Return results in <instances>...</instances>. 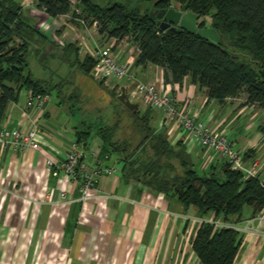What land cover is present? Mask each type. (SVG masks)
<instances>
[{"label":"trees","instance_id":"16d2710c","mask_svg":"<svg viewBox=\"0 0 264 264\" xmlns=\"http://www.w3.org/2000/svg\"><path fill=\"white\" fill-rule=\"evenodd\" d=\"M34 1L35 9L51 19L70 14V22L79 27L96 25L103 39H126L138 50L134 66L162 68L166 83L181 85L188 78L204 90L208 100L223 103L244 96L243 105L264 110V0H114L104 5L92 0ZM173 3L188 4V11L204 19L199 28L214 29L218 42L188 31L168 33L149 18L152 9ZM37 38L47 40L33 19L24 15L21 4L0 0V125L7 106L19 101L23 89L50 94L59 87L33 79L27 72V56ZM63 49L73 56L78 69L91 77L96 59L87 55L80 60L79 48L72 43ZM115 91L117 88L113 95ZM118 107L132 119L129 134L124 131L116 138L120 120L109 126L101 118L100 125L78 130L76 143L86 149L93 130L100 142L101 161L114 158L125 182L174 198L186 213L199 219H219L235 227L242 222L245 207L250 209L247 220L255 219L264 209V182L258 175L245 177L218 161L199 172L183 142L172 143L165 130L154 126V110L140 109L134 114L120 103ZM243 241V232L237 229L202 222L191 249L200 264H235Z\"/></svg>","mask_w":264,"mask_h":264},{"label":"crops","instance_id":"0c3cea01","mask_svg":"<svg viewBox=\"0 0 264 264\" xmlns=\"http://www.w3.org/2000/svg\"><path fill=\"white\" fill-rule=\"evenodd\" d=\"M34 17L35 27L53 37L55 19L42 12ZM118 50L123 59L136 55V47L128 42L115 41L114 53ZM134 76L138 83H154L161 94L175 99L178 108L195 113L211 132H225L232 149L242 155L244 168L256 165L264 182L263 109L243 105L244 96L223 103L208 100L204 90L188 78L181 85L166 83L164 70L157 66H134ZM155 113L157 130H165L172 143L182 141L202 168L207 154L198 150L197 142L177 124L163 126ZM48 117V108L26 110L19 96L17 103L7 106L2 125L26 131L35 122L50 144L67 151L77 140L78 128H73L72 135L61 132L44 123ZM85 150L88 165L100 163L114 172L96 179L90 190L94 198L84 203L78 202L76 184L53 178L45 168V161L53 158L48 151L19 154L8 148L0 153V264H200L191 249L199 218L186 213L174 198L125 182L114 158L101 161L99 141H88ZM50 190L55 197L65 192L73 202H47ZM237 228L244 241L235 264H264V220L251 219Z\"/></svg>","mask_w":264,"mask_h":264},{"label":"built area","instance_id":"2783aa9c","mask_svg":"<svg viewBox=\"0 0 264 264\" xmlns=\"http://www.w3.org/2000/svg\"><path fill=\"white\" fill-rule=\"evenodd\" d=\"M39 12L35 7L30 8L31 14H38ZM94 26L96 27V25ZM105 40L104 46H95L91 54L85 53L83 55L84 57L90 55L97 61L91 73L93 79L101 82H106L110 79H125L127 84L123 88H125L126 97L129 102L137 104L139 110L140 106L143 107V110L148 108L154 110L160 115V123L163 126L177 124L186 135L197 142L198 150L200 152L204 151L207 154L205 162L202 165L203 170H208L214 161H220L228 163L231 169L242 172L245 177L258 175L256 165H253L250 169L244 168L242 155L232 149L225 132H211L205 126V122L197 121L195 113L187 109L178 108L175 99L161 94L154 83L142 84L136 82L133 68L138 54L137 49L135 56L131 55L129 58L123 59L118 56L121 54L119 50L114 53V43L116 40L106 38ZM108 40H112V42L107 43ZM80 51H82V48H80ZM52 102H54L53 97L49 93L34 94L29 91L27 92L25 109L41 111L48 108ZM8 148L19 154L42 149L48 151L53 158L45 161V168L53 178L58 180L69 179L76 184L79 192V203H84L94 198L90 194V190L93 189L97 178L103 174L110 175L114 172L113 167L104 168L100 163L93 166L88 165L85 161L86 150L76 143V141L70 143L67 151L54 147L50 144L49 139L43 133L40 126L35 122L26 131L1 124L0 153ZM46 199L51 204L73 202L63 191H60L58 197H55V193L50 190ZM256 218L264 220V209ZM197 222H209L218 227L234 228L242 231L235 226L224 224L219 219H197Z\"/></svg>","mask_w":264,"mask_h":264},{"label":"rangeland","instance_id":"374dc122","mask_svg":"<svg viewBox=\"0 0 264 264\" xmlns=\"http://www.w3.org/2000/svg\"><path fill=\"white\" fill-rule=\"evenodd\" d=\"M15 1L22 3V0ZM92 1L99 5H104L114 0ZM72 2L76 1L72 0ZM26 3L28 4L22 6L24 15L31 18L30 8L34 7L35 1L27 0ZM173 5L177 8L180 7V5L175 3ZM144 6L150 7L148 4H144ZM70 19L71 15L69 14L55 19L56 22L53 20L52 23L55 24L52 29L54 30L53 37L49 31H45L47 40L37 38L38 40L31 44L27 56V72L31 74L33 79L40 80L50 86H59L50 93L54 102L48 106L49 117L44 123L61 132H70L72 135L73 128L84 130L85 126L96 127V125H100L102 120L105 125L114 126L120 120L119 129L115 132L116 138L121 137L124 131L129 134L133 126L132 119L128 118V114L122 107L116 108L118 103H120L117 99L120 94L118 89L113 95V87L121 83L124 85L126 80L123 78L110 79L101 85L100 81L92 79L90 76H85L73 62V56L69 55V53L66 54L63 49L68 43L74 44L79 48L78 54L80 60H82L85 53L91 54L95 46H104L106 40L98 35L96 28L79 27L71 23ZM199 20L204 21L201 18ZM205 21L208 22L207 19ZM50 39L53 42H50ZM126 42H128L126 39L123 40V43ZM80 48H82V51H80ZM26 93L25 89L21 91L20 102H26ZM140 109L143 110V107L140 106ZM128 112L130 113L129 110ZM90 132L88 141L90 143L98 142L99 139L94 131L91 130ZM71 138H74V135ZM137 139L139 140L138 137ZM193 162L195 163V169L200 172L201 165L198 166L196 160H193ZM249 217L250 209L245 207L241 222L244 227Z\"/></svg>","mask_w":264,"mask_h":264},{"label":"water","instance_id":"95a60500","mask_svg":"<svg viewBox=\"0 0 264 264\" xmlns=\"http://www.w3.org/2000/svg\"><path fill=\"white\" fill-rule=\"evenodd\" d=\"M149 18L156 20L160 29L168 33L174 34L188 31L212 42H218L219 40V35L214 29L210 27L199 28V17L197 14L188 11V4L182 5L179 8L171 4L168 8L152 9L149 13ZM91 78L93 79L92 76ZM100 84H102L101 81ZM117 99L130 112L134 114L139 113V106L127 100L125 88L122 87L120 89Z\"/></svg>","mask_w":264,"mask_h":264},{"label":"flooded vegetation","instance_id":"af4514ba","mask_svg":"<svg viewBox=\"0 0 264 264\" xmlns=\"http://www.w3.org/2000/svg\"><path fill=\"white\" fill-rule=\"evenodd\" d=\"M168 8V7H167ZM158 9H164V8H158ZM199 20V19H198ZM201 22V21H200ZM200 24V23H199Z\"/></svg>","mask_w":264,"mask_h":264}]
</instances>
